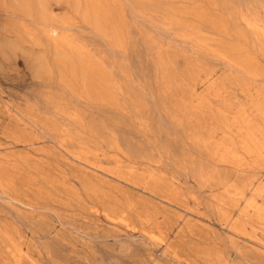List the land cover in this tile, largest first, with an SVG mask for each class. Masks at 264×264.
Instances as JSON below:
<instances>
[{
	"label": "rangeland",
	"instance_id": "rangeland-1",
	"mask_svg": "<svg viewBox=\"0 0 264 264\" xmlns=\"http://www.w3.org/2000/svg\"><path fill=\"white\" fill-rule=\"evenodd\" d=\"M0 264H264V0H0Z\"/></svg>",
	"mask_w": 264,
	"mask_h": 264
},
{
	"label": "bare ground",
	"instance_id": "bare-ground-1",
	"mask_svg": "<svg viewBox=\"0 0 264 264\" xmlns=\"http://www.w3.org/2000/svg\"><path fill=\"white\" fill-rule=\"evenodd\" d=\"M230 221V220H229Z\"/></svg>",
	"mask_w": 264,
	"mask_h": 264
}]
</instances>
